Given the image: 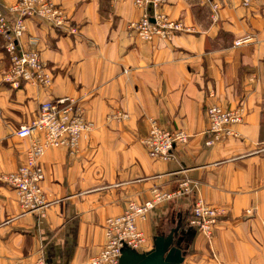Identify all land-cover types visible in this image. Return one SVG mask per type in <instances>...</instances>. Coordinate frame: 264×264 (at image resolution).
Listing matches in <instances>:
<instances>
[{
  "label": "crops",
  "instance_id": "obj_1",
  "mask_svg": "<svg viewBox=\"0 0 264 264\" xmlns=\"http://www.w3.org/2000/svg\"><path fill=\"white\" fill-rule=\"evenodd\" d=\"M15 1L0 0L10 24L7 7ZM53 1L76 32L31 18L22 38L36 39L52 74L49 87L4 82L0 38V177L23 161L29 141L16 131L37 118L42 102L77 98L93 129L76 153L56 147L41 157L49 201L42 216L22 213L15 190L0 179V264L40 256L45 264H89L103 247L106 218L183 179L196 184L188 196L158 204L137 222L147 238L142 251L175 227L183 264H264V0L248 7L238 0H165L160 11L192 30L148 42L129 28L142 12L129 1ZM244 36L249 40L235 46ZM211 103L243 108L238 137L204 145ZM118 112L127 117L112 118ZM149 119L188 133L172 160L152 159L140 143ZM196 196L225 210L209 238L186 224Z\"/></svg>",
  "mask_w": 264,
  "mask_h": 264
},
{
  "label": "built area",
  "instance_id": "obj_2",
  "mask_svg": "<svg viewBox=\"0 0 264 264\" xmlns=\"http://www.w3.org/2000/svg\"><path fill=\"white\" fill-rule=\"evenodd\" d=\"M118 1V0H112ZM129 1L142 10L137 21L131 22L129 28L139 40L148 42L155 39L168 41L180 32H189L191 27L184 26L180 20L172 19L160 11L165 0H120ZM243 6L249 0H240ZM216 5L212 4L215 10ZM14 14L10 24L4 10L0 9V38L3 51L8 60L3 81L12 87L22 83H32L46 88L52 83V74L42 62L36 47V39L29 38L22 42L26 32V21L31 18L44 20L55 30H68L75 33V27L67 26L70 19L64 9L53 0H17L7 7ZM68 27V28H67ZM249 39V37H248ZM246 37L234 40V45L246 42ZM210 97L214 93H209ZM207 127L204 131L205 146H213L227 138L238 137L234 126L243 118V108H223L217 103L205 105ZM127 117L126 113H115L117 120ZM93 129L92 122L85 119L84 108L77 98L61 96L41 103L37 118L30 125H21L16 131L19 138L29 141L23 161L13 171L0 177L16 192L22 213L37 212L43 215V209L49 204L42 190L44 172L40 159L46 150L64 147L69 153L78 151L80 139ZM189 135L182 129H166L155 119H149L148 134L140 139L148 156L156 160H172L174 149L188 142ZM196 184L189 179L180 180L173 190L155 187L151 197L143 203L129 201L119 215L106 218L104 222L105 242L89 264H118L123 248L142 251L147 238L139 230L137 222L145 219L148 213L158 204L188 196ZM246 212H249L247 210ZM225 210L218 205L206 203L203 198H194L190 215L187 219L189 228H193L206 237H211L213 229L224 216ZM13 264H45L42 256L34 262L15 260Z\"/></svg>",
  "mask_w": 264,
  "mask_h": 264
},
{
  "label": "water",
  "instance_id": "obj_3",
  "mask_svg": "<svg viewBox=\"0 0 264 264\" xmlns=\"http://www.w3.org/2000/svg\"><path fill=\"white\" fill-rule=\"evenodd\" d=\"M177 234L176 228L171 227L165 234L154 236L152 247L146 251L123 248L118 264H183L185 250Z\"/></svg>",
  "mask_w": 264,
  "mask_h": 264
},
{
  "label": "rangeland",
  "instance_id": "obj_4",
  "mask_svg": "<svg viewBox=\"0 0 264 264\" xmlns=\"http://www.w3.org/2000/svg\"><path fill=\"white\" fill-rule=\"evenodd\" d=\"M239 1V3L241 4V2H240V0H238ZM212 4H214V5H216L217 7H218V5H217V3H212ZM249 4H250V0H249ZM249 4L248 5H246V7H248L249 6ZM162 6V5H161ZM161 6H160V8H161ZM241 6H243L242 4H241ZM217 7H216V9H217ZM245 7V6H244ZM215 9V10H216ZM214 10V9H213ZM214 10V11H215ZM168 16V15H167ZM169 17V16H168ZM173 19V18H172ZM177 20V19H176ZM178 20H180V19H178ZM181 21V20H180ZM182 22V21H181ZM244 37H246V39H248V36H244ZM240 38H242V37H240ZM249 40V39H248ZM247 40V41H248ZM209 93H211V92H209ZM209 93H208V96L210 97V95H209ZM213 93V92H212ZM220 105V104H219ZM221 107H223V108H234V107H225V106H223V105H220ZM237 107V106H236ZM243 116H244V111H243ZM242 121H243V118H242ZM242 123V122H241ZM237 126V125H236ZM236 126H234V128H235V130L237 131V128H236ZM238 134H239V132H238ZM240 135V134H239ZM179 234V233H178ZM177 237H178V235H176ZM189 240V239H188ZM105 242V241H104ZM16 260H21V259H16ZM15 261V260H14ZM14 261H12L10 264H13L14 263ZM24 261V260H23ZM26 262V261H25ZM32 263V262H31Z\"/></svg>",
  "mask_w": 264,
  "mask_h": 264
},
{
  "label": "bare ground",
  "instance_id": "obj_5",
  "mask_svg": "<svg viewBox=\"0 0 264 264\" xmlns=\"http://www.w3.org/2000/svg\"><path fill=\"white\" fill-rule=\"evenodd\" d=\"M212 236V235H211Z\"/></svg>",
  "mask_w": 264,
  "mask_h": 264
}]
</instances>
